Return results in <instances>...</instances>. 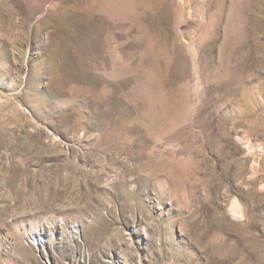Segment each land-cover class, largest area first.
<instances>
[{
  "label": "rangeland",
  "instance_id": "374dc122",
  "mask_svg": "<svg viewBox=\"0 0 264 264\" xmlns=\"http://www.w3.org/2000/svg\"><path fill=\"white\" fill-rule=\"evenodd\" d=\"M0 264H264V0H0Z\"/></svg>",
  "mask_w": 264,
  "mask_h": 264
}]
</instances>
